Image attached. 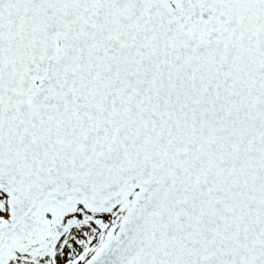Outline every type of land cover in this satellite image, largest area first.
<instances>
[{
	"label": "snow or ice",
	"instance_id": "1",
	"mask_svg": "<svg viewBox=\"0 0 264 264\" xmlns=\"http://www.w3.org/2000/svg\"><path fill=\"white\" fill-rule=\"evenodd\" d=\"M0 264H264V0H0Z\"/></svg>",
	"mask_w": 264,
	"mask_h": 264
}]
</instances>
